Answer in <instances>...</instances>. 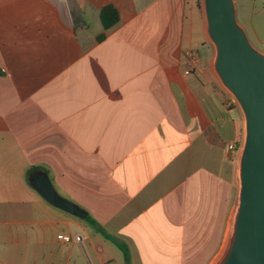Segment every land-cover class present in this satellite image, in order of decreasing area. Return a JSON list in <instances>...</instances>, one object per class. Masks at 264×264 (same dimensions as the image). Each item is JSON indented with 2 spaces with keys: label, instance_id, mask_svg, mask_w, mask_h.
<instances>
[{
  "label": "crops",
  "instance_id": "1",
  "mask_svg": "<svg viewBox=\"0 0 264 264\" xmlns=\"http://www.w3.org/2000/svg\"><path fill=\"white\" fill-rule=\"evenodd\" d=\"M215 56L203 0H0V264H210L244 143Z\"/></svg>",
  "mask_w": 264,
  "mask_h": 264
},
{
  "label": "water",
  "instance_id": "2",
  "mask_svg": "<svg viewBox=\"0 0 264 264\" xmlns=\"http://www.w3.org/2000/svg\"><path fill=\"white\" fill-rule=\"evenodd\" d=\"M208 36L216 49L214 69L245 118L239 163L240 190L234 230L218 264H264V52L236 19L234 0H203ZM31 185L51 204L75 216L87 211L58 193L43 170Z\"/></svg>",
  "mask_w": 264,
  "mask_h": 264
},
{
  "label": "rangeland",
  "instance_id": "3",
  "mask_svg": "<svg viewBox=\"0 0 264 264\" xmlns=\"http://www.w3.org/2000/svg\"><path fill=\"white\" fill-rule=\"evenodd\" d=\"M234 1L236 4V19L246 30V33L248 35L250 42L255 47H260V48L264 47V0H234ZM234 102L237 106L239 105L236 99L234 100ZM234 112L236 113L237 110L235 109ZM245 132H246L245 118L243 115L241 119V130H240L241 140L239 139L240 141L242 140L244 141ZM239 190H240V176L239 177L237 176L236 183H235V193H236L235 211L238 207V202H239ZM227 229H228V226H227ZM227 229H226V234H227ZM225 239H226V235H225ZM225 239H224V242H225ZM115 249H117V255H119L118 263L125 264L124 254L122 253L121 250H119L118 247H116ZM213 261H211L210 264H212Z\"/></svg>",
  "mask_w": 264,
  "mask_h": 264
},
{
  "label": "trees",
  "instance_id": "4",
  "mask_svg": "<svg viewBox=\"0 0 264 264\" xmlns=\"http://www.w3.org/2000/svg\"><path fill=\"white\" fill-rule=\"evenodd\" d=\"M100 18H101L102 24L104 26V29L107 30L119 21V19H120L119 10L113 4H106L102 7V9L100 11ZM104 38H105L104 32L98 36L99 40H103ZM87 219L97 224V221L94 220L90 215L87 216ZM115 241H116L117 245L122 249L124 256L126 258V261L129 263L130 262V253H129L128 246L124 243L118 242L117 240H115Z\"/></svg>",
  "mask_w": 264,
  "mask_h": 264
},
{
  "label": "bare ground",
  "instance_id": "5",
  "mask_svg": "<svg viewBox=\"0 0 264 264\" xmlns=\"http://www.w3.org/2000/svg\"><path fill=\"white\" fill-rule=\"evenodd\" d=\"M235 212L232 214V216L229 219V224H228V229H227V234H226V239L224 242V245L219 252L218 256L215 258V260L212 262V264H218L221 259L223 258L225 252L227 251L228 245L231 241L232 235H233V230H234V220H235Z\"/></svg>",
  "mask_w": 264,
  "mask_h": 264
},
{
  "label": "built area",
  "instance_id": "6",
  "mask_svg": "<svg viewBox=\"0 0 264 264\" xmlns=\"http://www.w3.org/2000/svg\"><path fill=\"white\" fill-rule=\"evenodd\" d=\"M229 148L231 150H237L238 148H240V146H239L238 142L235 141V142L230 143ZM241 148H242V146H241ZM70 239H71V235H69V234H64L62 236V240L65 242L70 241Z\"/></svg>",
  "mask_w": 264,
  "mask_h": 264
}]
</instances>
